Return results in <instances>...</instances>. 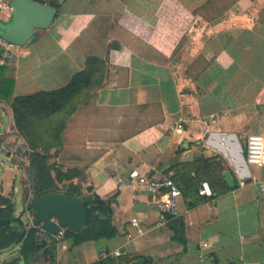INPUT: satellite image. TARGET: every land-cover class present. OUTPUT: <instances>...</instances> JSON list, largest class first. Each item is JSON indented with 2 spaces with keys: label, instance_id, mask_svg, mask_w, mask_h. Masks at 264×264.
I'll use <instances>...</instances> for the list:
<instances>
[{
  "label": "crops",
  "instance_id": "0c3cea01",
  "mask_svg": "<svg viewBox=\"0 0 264 264\" xmlns=\"http://www.w3.org/2000/svg\"><path fill=\"white\" fill-rule=\"evenodd\" d=\"M38 1L57 8L36 41L0 37L11 54L9 98L66 85L88 57L105 62L84 113L83 145L93 155L83 194L103 201L95 212L114 229L78 243L44 235L57 240L53 260L17 264H89L114 250L118 264H264V166L244 154L247 135L264 133V0ZM10 15L1 10L0 21ZM132 169L173 179L182 216L160 221ZM5 174L0 195L15 192L20 214L31 198ZM203 180L213 196L198 193ZM15 257L0 253V264Z\"/></svg>",
  "mask_w": 264,
  "mask_h": 264
},
{
  "label": "trees",
  "instance_id": "16d2710c",
  "mask_svg": "<svg viewBox=\"0 0 264 264\" xmlns=\"http://www.w3.org/2000/svg\"><path fill=\"white\" fill-rule=\"evenodd\" d=\"M52 5L57 8V4ZM2 52L3 49L0 47V54ZM104 75L105 62L95 57H88L84 69L75 72L66 85L53 90H41L32 94L9 98L14 80L5 77V65H0V100H12V109L19 129L26 125L30 133L37 132L48 135L52 140L59 139L66 123V119H62V115L75 111L73 101L76 100L77 104L89 101L102 85ZM69 105L70 110H66V106ZM27 121H30L29 124ZM30 146L32 147V145ZM47 148H44L42 152H32L31 154L30 198L33 199L45 193L56 191L65 195L79 196V193L73 190L60 191L54 183L50 175L51 167L48 164ZM10 196L0 195V219H8L5 224H0V253L17 249L18 254L14 259L3 262V264H17L27 258L37 259L42 255H48L49 259L53 260L57 240L51 238L50 241H46L44 237L39 238V232L42 236H49V234L40 228L33 226L27 228L25 224H21L15 218L16 205ZM23 228H26V233L16 243ZM67 237H71L74 243L84 240L79 238L77 233L65 228L61 238ZM89 264L118 263L114 258H104Z\"/></svg>",
  "mask_w": 264,
  "mask_h": 264
},
{
  "label": "rangeland",
  "instance_id": "374dc122",
  "mask_svg": "<svg viewBox=\"0 0 264 264\" xmlns=\"http://www.w3.org/2000/svg\"><path fill=\"white\" fill-rule=\"evenodd\" d=\"M90 100L91 98L86 103L80 104H77L76 100L73 101L75 111L62 115V119H66L65 128L62 131L61 138L54 140L48 137V135H42L37 132L30 133L26 125L19 129L12 109V100H0V146L4 145L5 148H14L21 142L27 144L30 148L33 147L34 152H42L44 148L48 147V164L51 167L50 175L54 183L60 191L73 190L79 193V195H84V191L89 189V187L87 188L84 164L93 155V153L90 154V152L85 151L86 148L83 145L85 128L84 113L91 109L89 107ZM70 108V105L66 106V110H70ZM29 122L27 121L28 124ZM31 154L20 155L15 153L13 156L6 157L3 150L0 151V178H3L6 172V178L15 180L17 184L19 183L17 194L22 199L31 197L29 194ZM14 195L15 192L13 194L9 193L7 196H10L16 205ZM17 204H22L19 196ZM26 211L25 206H23L20 215L22 219H27L25 225L28 228L32 225L30 221L31 217L26 214ZM15 214L17 215V213ZM38 237L43 238L44 236L39 232ZM13 250L18 254L17 249Z\"/></svg>",
  "mask_w": 264,
  "mask_h": 264
},
{
  "label": "water",
  "instance_id": "95a60500",
  "mask_svg": "<svg viewBox=\"0 0 264 264\" xmlns=\"http://www.w3.org/2000/svg\"><path fill=\"white\" fill-rule=\"evenodd\" d=\"M9 7L10 19L7 22L0 21V37L13 45L36 41V30L47 29L56 15L55 7L38 0H10ZM223 176L229 186H234V180L228 170L223 172ZM102 202L93 193L77 196L56 191L30 199L25 209L31 216V225L49 235L54 236L61 228H66L77 233L79 238H89L113 232L114 227L110 219L102 218L95 212ZM15 218L24 224L20 214ZM6 222L8 219H0V224ZM25 233L26 228H23L16 243ZM144 261L145 258L139 257L131 264H141Z\"/></svg>",
  "mask_w": 264,
  "mask_h": 264
},
{
  "label": "built area",
  "instance_id": "2783aa9c",
  "mask_svg": "<svg viewBox=\"0 0 264 264\" xmlns=\"http://www.w3.org/2000/svg\"><path fill=\"white\" fill-rule=\"evenodd\" d=\"M10 0H0V11L9 7ZM11 57L9 49H5L0 54V65H5ZM214 121V120H212ZM207 123V122H206ZM6 157L13 156L15 153L20 155H30L34 150L27 144L19 142L18 146L14 148H5L4 145L0 146V151ZM245 161L249 165L264 166V133H250L245 139L244 145ZM131 178H135L138 183L142 184L150 195L154 198V202L159 211L160 221H168L170 219L180 218L183 214L179 199L181 197V190L176 182L169 178H153L146 174H141L137 169H132L129 172ZM264 188V183L262 184ZM198 193L202 196L211 197L214 194L207 180H203L198 189ZM62 229L58 231V235L61 237L63 234ZM120 255L118 250L111 252H101L102 258H116Z\"/></svg>",
  "mask_w": 264,
  "mask_h": 264
}]
</instances>
